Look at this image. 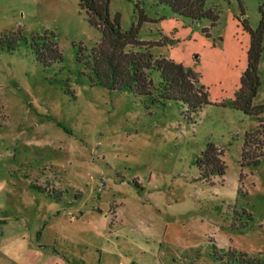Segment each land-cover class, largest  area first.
<instances>
[{
  "label": "rangeland",
  "instance_id": "1",
  "mask_svg": "<svg viewBox=\"0 0 264 264\" xmlns=\"http://www.w3.org/2000/svg\"><path fill=\"white\" fill-rule=\"evenodd\" d=\"M79 1L0 0V34L21 39L0 51V250L9 256L0 264L263 261L264 149L245 159L242 148L264 132V112L246 114L233 99L247 67L244 21L258 26L264 0H206L215 24L156 0H110L124 30L145 14L147 44L127 50L198 76L208 92L198 112L100 84L86 61L102 33ZM38 36L61 56L43 57L30 44ZM258 73L254 103L264 105V52ZM210 144L224 173L206 177Z\"/></svg>",
  "mask_w": 264,
  "mask_h": 264
},
{
  "label": "trees",
  "instance_id": "2",
  "mask_svg": "<svg viewBox=\"0 0 264 264\" xmlns=\"http://www.w3.org/2000/svg\"><path fill=\"white\" fill-rule=\"evenodd\" d=\"M156 1L169 6L174 13L195 21L210 18L215 24L219 18L216 8L208 6L206 0ZM79 4L85 10L90 23L102 33L101 41L91 49L86 61L100 84L111 90H128L138 95H150L154 100H178L193 112H198L208 101L205 86L200 83L198 76L192 70L185 68L182 63L162 56L156 57L149 49L138 51L126 49L128 45L147 44L139 38L140 24L145 19L143 11H140L138 24L124 30L121 26L120 14H111L110 0H80ZM259 12L260 21L255 29L244 21L245 28L250 34L247 67L233 99V105L246 114L264 112V105L254 103L261 85L258 68L264 52V1L259 5ZM18 40L21 41L16 33L0 34V51L15 50ZM30 44L38 50H43L41 54L45 58L54 59L61 56L58 43L45 36L34 37ZM154 71L159 72L158 81L153 76ZM259 134L263 135L261 140ZM263 149V130L246 135L242 148L245 159L257 157L258 151ZM220 154L219 148L210 144L203 153L204 157L199 159L205 166L206 177L216 172L224 173V163ZM254 162H258V159ZM256 260L257 258L239 259L243 264L264 263V260L260 262Z\"/></svg>",
  "mask_w": 264,
  "mask_h": 264
},
{
  "label": "crops",
  "instance_id": "3",
  "mask_svg": "<svg viewBox=\"0 0 264 264\" xmlns=\"http://www.w3.org/2000/svg\"><path fill=\"white\" fill-rule=\"evenodd\" d=\"M57 251V250H56ZM57 253L62 257L64 258L67 262H69V258L67 257V255L65 254H62L61 252L57 251ZM0 254L3 255V256H6V257H9L6 253H4L3 251L0 250Z\"/></svg>",
  "mask_w": 264,
  "mask_h": 264
}]
</instances>
